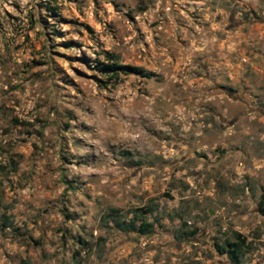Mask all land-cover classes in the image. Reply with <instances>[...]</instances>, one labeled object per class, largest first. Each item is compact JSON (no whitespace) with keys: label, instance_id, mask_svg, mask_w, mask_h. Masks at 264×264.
Wrapping results in <instances>:
<instances>
[{"label":"rangeland","instance_id":"rangeland-1","mask_svg":"<svg viewBox=\"0 0 264 264\" xmlns=\"http://www.w3.org/2000/svg\"><path fill=\"white\" fill-rule=\"evenodd\" d=\"M263 195L264 0H0V264H264Z\"/></svg>","mask_w":264,"mask_h":264},{"label":"trees","instance_id":"trees-1","mask_svg":"<svg viewBox=\"0 0 264 264\" xmlns=\"http://www.w3.org/2000/svg\"><path fill=\"white\" fill-rule=\"evenodd\" d=\"M96 69L105 77V79L100 82H109L112 80H120L121 75H130L132 73H141L142 70L138 67L131 65H123L118 62V59L113 55L109 54L105 61H98L96 64ZM259 211L264 216V195L259 204ZM117 227L124 228L125 230H134L136 229V223L134 220L119 221L116 222ZM153 229V224L148 222L145 218L141 223L139 231L142 233H148ZM235 240H227L225 244L218 246V250L221 253H226L233 264H240V259L244 254L245 249L250 248V243L247 242V239L242 234L235 232Z\"/></svg>","mask_w":264,"mask_h":264}]
</instances>
